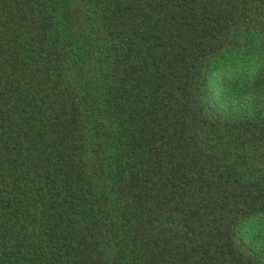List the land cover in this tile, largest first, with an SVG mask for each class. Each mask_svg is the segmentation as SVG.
Listing matches in <instances>:
<instances>
[{
    "label": "trees",
    "instance_id": "16d2710c",
    "mask_svg": "<svg viewBox=\"0 0 264 264\" xmlns=\"http://www.w3.org/2000/svg\"><path fill=\"white\" fill-rule=\"evenodd\" d=\"M257 33L264 0H0V264H264Z\"/></svg>",
    "mask_w": 264,
    "mask_h": 264
},
{
    "label": "clouds",
    "instance_id": "9594fccd",
    "mask_svg": "<svg viewBox=\"0 0 264 264\" xmlns=\"http://www.w3.org/2000/svg\"><path fill=\"white\" fill-rule=\"evenodd\" d=\"M260 38L264 37H262V34L257 33L256 39ZM256 70V68H253V71ZM245 74L244 65L241 62H237L233 73L229 74L225 78L231 81L236 87H243L245 83ZM247 74L250 75V73ZM240 227L246 238H251L254 236L261 237L260 246L264 247V213H258L249 217L247 220L242 221Z\"/></svg>",
    "mask_w": 264,
    "mask_h": 264
},
{
    "label": "rangeland",
    "instance_id": "374dc122",
    "mask_svg": "<svg viewBox=\"0 0 264 264\" xmlns=\"http://www.w3.org/2000/svg\"><path fill=\"white\" fill-rule=\"evenodd\" d=\"M236 64L235 65H223L221 68H219L216 72L217 75V79H216V83L220 85H224L225 81H227V79L225 78L226 76H228L229 74L233 73V70L235 69ZM246 68V66H244ZM261 238V237H259Z\"/></svg>",
    "mask_w": 264,
    "mask_h": 264
}]
</instances>
